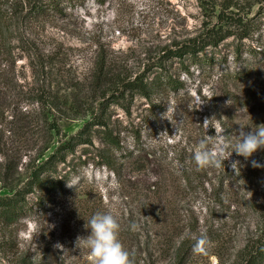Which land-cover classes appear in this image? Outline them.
<instances>
[{
  "label": "rangeland",
  "instance_id": "374dc122",
  "mask_svg": "<svg viewBox=\"0 0 264 264\" xmlns=\"http://www.w3.org/2000/svg\"><path fill=\"white\" fill-rule=\"evenodd\" d=\"M43 1L55 7L39 22L25 20L10 41L16 81L36 96L17 103L25 113L17 130L0 131V197L22 188L34 164L92 118L86 102L96 99L91 110L104 113L107 126H91L83 144L61 153L64 161L54 166L68 175L64 189H35L19 221H0V264H90L76 240L88 235L94 213L108 210L125 249L139 250L140 264H243L263 228L264 148L248 158L232 152L203 168L193 155L204 139L213 154L222 143L226 157L241 128L264 127V0H235L229 12L243 26L223 24L228 34L217 46L181 57L169 51L217 28L212 12L221 10L220 0L207 9L198 0ZM22 32L35 54L18 44ZM101 58L109 70L144 74L149 82L159 75L162 84L147 98L125 96L127 107L108 102L101 113L108 96L97 99ZM34 59L42 72H34ZM52 97L62 102L47 115L61 118L58 133H49L40 116ZM75 97L79 113L64 109ZM105 129L120 150L107 146ZM74 178L79 183L70 187Z\"/></svg>",
  "mask_w": 264,
  "mask_h": 264
},
{
  "label": "trees",
  "instance_id": "16d2710c",
  "mask_svg": "<svg viewBox=\"0 0 264 264\" xmlns=\"http://www.w3.org/2000/svg\"><path fill=\"white\" fill-rule=\"evenodd\" d=\"M198 2L202 8L207 9V5L210 0H198ZM217 3L220 4L221 10L217 12V14L214 13L215 11L212 12L213 15H217V28L208 29L204 38L200 40L192 39L191 42L185 43L176 50L169 51V53L172 52L174 55L179 57L184 54H191L195 56V54L202 52L207 46H217L218 42L227 36L228 32L223 29V24L228 26H243L241 24L242 20L237 16V13L233 11L229 12L230 7H238L235 0H220ZM217 3H212L213 5L211 4L212 11L214 10L215 5H218ZM48 4L49 3L43 0H0V125H2L0 127V131H11L13 129L17 130L21 124V116L25 114L21 111V108L17 107V103L25 99H34V95L36 96V94H34V90L24 89L23 86L18 84L16 81L13 66L14 58L12 56L13 46L10 44V41L14 38L12 37L15 35L14 31L17 29L19 30L21 25H25V20L29 19L39 22L40 18L47 16L48 11L55 7ZM242 30L245 31V27ZM17 35L18 37L15 38H17L18 44L22 45L20 47H23L24 52L28 53V56H30V54H35V50L31 46H27V44L32 41L28 37L24 36L25 34L23 32L22 34L18 33ZM23 37L26 38V41L23 40ZM30 45L35 46V43H31ZM31 66L34 68L35 73H38L39 70L42 72L45 67L44 64L38 66L35 59L31 60ZM98 66L100 72L98 73L96 82L99 83L100 88L97 87V89L100 90L99 92H101V94L97 97V99H104L105 96H107L106 94H108L105 100L98 105L101 113L103 110L106 111L108 102L117 103L118 105L127 107L125 96L130 98L135 96H142L145 98L149 97L152 93V89L159 88L163 81L162 77L159 75L156 76L154 81L149 82L148 80H145L144 74L131 76L121 69H114V71L109 70V68L105 65L103 58L99 60ZM95 100L96 99H91V101L86 102L85 105L89 104L90 107L88 106L84 108V114L90 111L92 118L86 121L75 135H71L65 142L59 144L55 151L50 154L46 160H43L41 163H35L22 188L14 190L10 196L0 197V221H2L5 225H11L19 221L30 209V207H28L26 196L27 194L32 193L35 189L47 192L55 191L56 189H64L67 181L66 177L68 175L66 174L65 176H61L57 173L55 169L56 167L54 166L57 162L64 161V155L61 153L72 151L74 146L83 144V141L85 140L82 137L88 132V129L91 126H107V123L104 120V113L100 115L94 114V107L91 110ZM61 104L62 102H59V98L57 99L52 97V99L49 100L48 105L44 104L40 109V116L43 118L42 124L49 133L53 131L55 133L59 132L58 122L61 118L53 115V117L49 119L47 115L51 113L52 109H62ZM80 107L81 104L75 97L71 105L64 109L67 111H78L79 113ZM66 110H63V113L67 112ZM9 113H11L12 116L8 120L6 114ZM29 116L31 115H28V117ZM4 121L6 122L4 123ZM25 123L27 125L28 123H31V120H26ZM103 139L107 146L112 150L121 149L118 138L113 135L109 129H105L103 131ZM3 146L4 143L0 141V149ZM186 172L187 169H183L181 171L183 175H187ZM136 252H139V250L130 254L131 264H140L136 258ZM243 260V264L264 263V219L263 228L259 238L256 243L244 254ZM43 264L51 263L44 262Z\"/></svg>",
  "mask_w": 264,
  "mask_h": 264
},
{
  "label": "clouds",
  "instance_id": "9594fccd",
  "mask_svg": "<svg viewBox=\"0 0 264 264\" xmlns=\"http://www.w3.org/2000/svg\"><path fill=\"white\" fill-rule=\"evenodd\" d=\"M245 126L238 133V142L231 143L229 147L231 151L225 157L221 151L224 145H217V153L213 154L208 146V141L201 139L197 150L194 152L193 160L198 167L219 166L232 152L239 156L248 158L258 149L264 148V127L255 130H244ZM253 166L259 167L255 161ZM79 183V178H74L68 185L76 186ZM119 185L113 183L112 190H117ZM88 235L78 237L79 246L86 249L89 253L90 264H131L130 254L123 246L119 239L120 225L118 220L111 210L97 211L87 221ZM131 230L135 231L136 224L130 225Z\"/></svg>",
  "mask_w": 264,
  "mask_h": 264
}]
</instances>
